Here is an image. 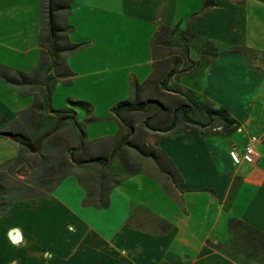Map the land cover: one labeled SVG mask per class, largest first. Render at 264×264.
Wrapping results in <instances>:
<instances>
[{
  "label": "crops",
  "instance_id": "1",
  "mask_svg": "<svg viewBox=\"0 0 264 264\" xmlns=\"http://www.w3.org/2000/svg\"><path fill=\"white\" fill-rule=\"evenodd\" d=\"M204 1L0 0V131L74 148L51 191L0 212V264H264V142L253 163L229 156L264 135V0ZM95 74L112 97L79 99L102 129L71 95L53 107L68 118L48 111ZM134 84L141 107L113 110ZM187 90L225 111H193ZM22 142L0 136V163Z\"/></svg>",
  "mask_w": 264,
  "mask_h": 264
},
{
  "label": "rangeland",
  "instance_id": "2",
  "mask_svg": "<svg viewBox=\"0 0 264 264\" xmlns=\"http://www.w3.org/2000/svg\"><path fill=\"white\" fill-rule=\"evenodd\" d=\"M67 28L68 27L65 26L63 30L66 31ZM168 36V30L159 29L154 38V44L164 42V38H167ZM85 52L86 51H84V53ZM84 53H82L83 56ZM75 58L77 60L78 67L82 66L83 63L81 60V55ZM80 73L81 67L79 70V74ZM98 77H100V75H90L87 78L80 77L79 75V77L77 76V80L74 84H63L62 87H59L57 92L54 94L51 108L54 109L53 107H58L62 103L63 99L66 101V97L71 95L73 96V100L68 98V102L72 106H77L84 110L86 113L84 114L85 119L83 123H88L92 131L99 128L102 129L106 123H99L96 125V127L91 125L90 123L92 121L90 118L86 117V115L89 114L88 112L90 106L86 101L81 100L82 98L79 99V97L85 96L92 98V100H100V102H98L100 105L98 104L97 108L99 112H102V108H104L106 102L103 103L101 99H110L112 94H109L111 89H104L102 87L99 88L95 84V81L98 80ZM179 79L182 84L188 83V85H192L193 83L191 78L186 77L183 73L177 74L176 80ZM188 80L189 82H187ZM88 83H91L92 88H88ZM142 87V85H139V87H136V84L133 85L134 91L130 98L132 103H136V99L138 98L137 90L141 89ZM186 93L192 95L191 91L187 90ZM186 102L188 103L189 100ZM194 110L196 109L193 108V111ZM37 124V122H32V129H34ZM78 128L80 129V127ZM31 133L32 136L30 138L25 136V140L27 143L29 141L31 147L34 148L38 142V138L35 136L34 130H32ZM63 142H65V138H63ZM73 149L74 148H38L35 152H32L30 148H26V150L18 154L16 158L0 163V212L5 207H7L10 202L16 199L33 197L52 190L58 181L71 171V162L74 160L72 152ZM139 151L142 152H139V155L148 156L150 154L141 149H139ZM1 153L2 151L0 150V160L3 157V154ZM70 154L72 155L70 156Z\"/></svg>",
  "mask_w": 264,
  "mask_h": 264
},
{
  "label": "trees",
  "instance_id": "3",
  "mask_svg": "<svg viewBox=\"0 0 264 264\" xmlns=\"http://www.w3.org/2000/svg\"><path fill=\"white\" fill-rule=\"evenodd\" d=\"M210 2V0H205L204 1V7H206L208 5V3ZM166 30V27H162L160 28V30ZM51 43L53 45V48H52V54L55 53V42L54 40L52 39L51 40ZM79 46L78 45H75V44H72V45H69L66 49L67 50H75L77 49ZM185 97L189 100V103L190 105H192L193 108H195L196 110L202 112L203 114H213V113H222L224 112L225 110L224 109H210V108H207L206 106H204V104H201L199 103L197 100H195V98H193V96L191 94H188L186 93L185 94ZM139 107H141L140 105L138 106L137 103H132V102H129V101H123V102H120L116 105V107L114 108V110H119L120 108L122 109H126V110H134V109H139ZM47 109L49 112H53V113H56L58 116H59V119L60 120H64L66 118H68L69 116H67L68 114V110H54L51 108V106L49 105V101H48V104H47ZM222 120L223 121H226L227 119L226 118H223L222 117ZM0 136H3V137H8V138H11V139H14V140H25V137L21 134V133H16V132H7V131H0ZM39 142V141H38ZM37 142V143H38ZM24 145L28 146V143L27 142H22ZM72 154H70L71 156ZM71 158V157H70ZM104 157H98L96 158L97 161H100L101 163L104 162ZM91 161V160H90ZM94 161V160H93ZM51 191V190H50ZM39 195V194H38ZM11 203V202H10ZM9 203V204H10ZM8 204V205H9ZM7 205V206H8ZM6 208V207H5ZM4 208V209H5ZM3 209V210H4Z\"/></svg>",
  "mask_w": 264,
  "mask_h": 264
},
{
  "label": "built area",
  "instance_id": "4",
  "mask_svg": "<svg viewBox=\"0 0 264 264\" xmlns=\"http://www.w3.org/2000/svg\"><path fill=\"white\" fill-rule=\"evenodd\" d=\"M264 142V135H251L246 140L243 152L239 154L235 150L229 151V156L234 164H240L241 162L253 163L255 162L258 154L256 152V144Z\"/></svg>",
  "mask_w": 264,
  "mask_h": 264
},
{
  "label": "water",
  "instance_id": "5",
  "mask_svg": "<svg viewBox=\"0 0 264 264\" xmlns=\"http://www.w3.org/2000/svg\"><path fill=\"white\" fill-rule=\"evenodd\" d=\"M51 34H52V30H51ZM37 149H38V145H37L36 147H34V148H30V150H31L32 152H35Z\"/></svg>",
  "mask_w": 264,
  "mask_h": 264
}]
</instances>
